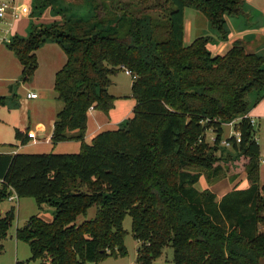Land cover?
Wrapping results in <instances>:
<instances>
[{"label": "trees", "instance_id": "trees-1", "mask_svg": "<svg viewBox=\"0 0 264 264\" xmlns=\"http://www.w3.org/2000/svg\"><path fill=\"white\" fill-rule=\"evenodd\" d=\"M243 4L81 0L75 6L88 13L76 15L68 7L64 14L57 0L33 1L28 35L11 37L7 47L22 65L20 81L27 83L39 68L37 50L49 40L61 46L67 60L54 90L63 107L51 140H76L80 150L0 152V238L16 219L15 207L2 213L13 194L53 208L52 221L33 215L17 228L16 238L29 244L32 256L15 264H99L125 256L128 213L139 264H152L168 245L175 264H264L261 146L249 118L264 98V53L249 52L243 39L223 55L212 53L207 35L184 40L186 7L200 11L224 40L226 17L244 14ZM48 7L61 20L46 27L32 21ZM121 69L136 75L133 116L88 143L89 111L109 114L115 107L109 86ZM231 121L241 141L228 137L227 152L244 157L249 186L218 199L195 183L204 174L214 184L227 172L217 153L224 124ZM16 138L25 145L33 135L28 127L17 129ZM91 207L95 216L78 222Z\"/></svg>", "mask_w": 264, "mask_h": 264}, {"label": "rangeland", "instance_id": "rangeland-1", "mask_svg": "<svg viewBox=\"0 0 264 264\" xmlns=\"http://www.w3.org/2000/svg\"><path fill=\"white\" fill-rule=\"evenodd\" d=\"M34 0H17V5L19 7V17L15 20L14 29L12 34L8 37L9 41L13 35L16 33L25 34L29 33L30 30V16L32 12V5ZM54 1V0H52ZM62 6L63 13H66L65 8L68 9L69 14L82 15L88 13V9L84 7L75 6V4H81V0H57ZM72 5V6H70ZM73 8V9H71ZM79 8V9H78ZM191 13L197 14L196 18L190 17L193 20L195 27H197L200 32L207 33V36L211 38L209 42V47L213 50L214 55L225 54L230 46L232 38L230 34L228 39L225 41L219 38L218 33L213 29L208 23L206 17L198 10L186 7L185 16H190ZM38 14L35 15L33 22H37L39 25L46 27L47 24H52L56 18L61 19V15L52 14L51 7H48L38 18ZM56 16V17H54ZM8 20V19H7ZM233 33L235 31L240 32V24L236 21L232 23ZM8 29V25L3 23L0 27V35L3 36ZM244 36L252 37L257 33H251L246 29H243ZM233 33H231L233 35ZM264 36V33H258ZM230 37V38H229ZM3 41V42H7ZM4 65L0 58V95L4 97V103L0 109V150H13L14 148L21 147L22 151L29 153H76L79 151V142L76 141H66L59 142L54 145L51 140V135L53 132V124L56 119V110L63 107V102L56 98L57 93L52 85H48V80H52L51 71L54 69L61 68L67 60L66 54H62V58L58 65H56L51 70L49 69L48 62L43 59L41 65V70L38 72L37 79L35 80L37 84L40 81H45L44 87H39L35 82L23 83L20 81V71L17 65L11 60H5ZM50 70V71H49ZM58 70V69H57ZM13 76V80L6 81L5 77ZM44 77V78H43ZM112 83L109 86V91L118 96L116 104L118 108L112 116L111 125H107L103 130L116 129L122 122L129 116L133 115L132 106L134 104V99L130 98L131 83L133 77L127 74L124 70H120L117 74L113 75ZM31 90L38 92L40 97L37 99H30L27 97V93ZM132 97V96H131ZM105 119H109V114L101 112ZM30 128V133L34 136V141L31 143L22 145L16 138L17 129ZM232 130L228 123L224 124L223 138L227 139L232 135ZM211 134H208V141H211ZM231 150L230 147L221 146L217 153L220 157V163L227 165V172L224 174L223 178L214 184H209L206 175H202L195 186L198 190L203 191L207 188L213 190L216 194L221 196L231 191L236 185L238 189H246L249 186V181L244 168V157L240 155L232 154L228 155ZM263 154V153H262ZM264 157V156H263ZM262 161V159H261ZM260 183L264 184V163L260 164ZM24 206L22 207L20 218L17 217L14 220L12 227L8 236L5 238H0V264H15L18 260H28L31 258L30 246L27 242L17 240L11 234H15L14 231L18 225L24 226L28 221L30 216L38 215L44 220L50 222L53 220V208L49 205H44V208H40L34 198L26 197L24 200ZM17 210V206H16ZM17 212V211H16ZM96 207H91L87 215H80L78 217V222L83 221L86 218H91L95 216ZM17 214V213H16ZM24 218H28L25 219ZM26 222V223H24ZM124 228L128 231L125 238V244L127 247V254L125 256L109 257L99 264H139L137 262V249L139 247V241L134 238L132 232V217L128 213L123 222ZM2 239V240H1ZM40 261H34V264ZM152 264H175L173 260V248L171 245L166 246L163 249V253L160 257L153 260Z\"/></svg>", "mask_w": 264, "mask_h": 264}, {"label": "crops", "instance_id": "crops-1", "mask_svg": "<svg viewBox=\"0 0 264 264\" xmlns=\"http://www.w3.org/2000/svg\"><path fill=\"white\" fill-rule=\"evenodd\" d=\"M1 1H3V0H0V2ZM243 10H244V14H242V15H234V16H227L226 17V27H227L228 32H229L228 36L230 34V37L232 38L231 46H232L233 42H235L237 39H243L246 42V44H247V50L249 52L263 54L264 53V36H261L258 33H264V0H244ZM51 12H52V14H53V12H54V14H56V11L53 10V9H51ZM54 17H56V16H54ZM190 17L196 18L197 14L191 13L190 16L188 17V20H187V16H185L184 40H185V43H187V44L192 42L196 37L207 35V33H202V32H200V30L197 27H195L194 22H193V20L190 19ZM55 20L59 21L61 19L60 18H56ZM234 21H236V22H238L240 24V29H241L240 32L235 31V33H233L232 23ZM243 29L251 31V33L254 32V33H257V34L252 36V37H247V36H244L243 34H238V33H243L242 32ZM231 33H233V35ZM25 34L21 35L20 33H16L15 35H19V36H23L24 37ZM15 35H13V36H15ZM227 39H224V40L226 41ZM8 42L9 41H7V42H1L0 41V58H1V61H2V65H4V63H5V61L2 60V59H5L6 61L7 60H11V61L14 62V64L17 65V68H19V71L21 73L22 65L19 62V60L17 59V57L14 55V53L7 47V43ZM231 46H230V48H231ZM208 47H209V44H208ZM209 49H210V47H209ZM211 51L213 53V50H211ZM63 53L65 54V52L63 51L61 46L59 44H57L55 41L49 40L45 44H43L37 50V56H38V60H39V68L37 69L34 77L32 78L31 83L35 82V84H37V82L35 81L37 79H34V78H37V76L39 74L38 72H40V70H41V65L43 63V59H45L48 62L49 69L51 70L52 68H54L56 65L59 64ZM65 63H66V61H65ZM64 64H62V65L64 66ZM61 68H57L58 70L54 69L53 72L51 71L52 80H48V82H49L48 85H52L54 87L55 75H56L57 71H59ZM121 70L125 71V69H121ZM20 77H21V74H20ZM5 79H6V81H10V80H13L15 78H13V76H7V77H5ZM44 82L45 81H40V83L37 84V85L39 87H44L45 86ZM132 83H133V80H132ZM132 83L130 85L131 88H132ZM31 91L35 92L34 90H31ZM38 95H39V93H38ZM131 96L132 95H130V98H133ZM39 97H40V95L37 97V99ZM115 97L118 98V96H115ZM0 98H3L2 101L4 103V97L2 95H0ZM116 102H118L117 99H116ZM116 102H115V107L110 111V113L108 115L109 119H105V117L101 113L102 111H99V110H96V109H91L89 111L88 127H87V132H86V141L88 143L91 142L92 138L98 132L103 131L105 126L111 125L112 116H113V114L116 112V110L118 108V105L116 104ZM135 103H136V101H134V104L132 106V112L134 110ZM2 105L3 104H0V109H1ZM56 111H57L56 112V115H57L59 109H57ZM132 116H129L128 118H130ZM249 116L254 118V119H256V121H257V128H256L257 132H256V135H257V140H258V142H259V144L261 146V159H262L261 163H264V157H263L264 156V98L250 109ZM123 121L119 122L118 125H121L123 123ZM230 128L232 130L231 126H230ZM25 129H20V130L22 131V130H25ZM210 134H211L210 138L212 140L213 134L212 133H210ZM31 141H34V136H33V139ZM31 141L29 143H31ZM71 141H76V140H71ZM63 142H66V141H63ZM76 142H78V141H76ZM79 150H80V142H79ZM21 151H22L21 147L16 148V149L14 148L13 150H0V152H9V153H17V152H21ZM261 170L262 169L260 167V172H261ZM234 187H236V185ZM223 195L224 194L219 196L217 194L218 199H221V197ZM12 196L14 197V199H12V200L8 199L2 204V213L5 214L8 210L11 209V207H15V211H17L16 215H17V217L20 218L22 207L24 206L25 198H19L15 194H13ZM16 206H17V210H16ZM25 219H28V218H24L23 221H25ZM26 222H24V223H26ZM20 227H22V226L18 225L16 227V230H17V228H20ZM16 230L14 231L15 234H11V237L14 236L16 238ZM9 232H10V229L8 231V234H9ZM8 234H7V236H8Z\"/></svg>", "mask_w": 264, "mask_h": 264}, {"label": "built area", "instance_id": "built-area-1", "mask_svg": "<svg viewBox=\"0 0 264 264\" xmlns=\"http://www.w3.org/2000/svg\"><path fill=\"white\" fill-rule=\"evenodd\" d=\"M19 17V7L17 5V0H3L0 2V27L3 23H6L8 25V29L6 30L5 34L3 36L0 35V41H7L8 37L12 34V31L14 29V23L15 20ZM8 19V20H7ZM127 74L131 75L133 77V79L136 77V75L133 73V71L126 69L125 70ZM39 95L36 92L30 91L27 93V97L30 99H34L37 98ZM250 123L254 128H257V121L256 119L250 117ZM234 122L235 121H231L228 122V124L232 127V135L231 136H235L237 143H239L240 140V132H236V130L234 129ZM213 134V133H212ZM214 140V135L212 137V142ZM223 146L226 147H231V142L227 141V139H225L222 142ZM14 199L13 196L9 197V200Z\"/></svg>", "mask_w": 264, "mask_h": 264}]
</instances>
